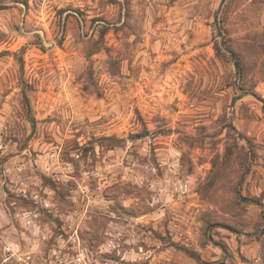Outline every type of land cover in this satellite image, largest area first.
I'll return each mask as SVG.
<instances>
[{
  "label": "rangeland",
  "instance_id": "374dc122",
  "mask_svg": "<svg viewBox=\"0 0 264 264\" xmlns=\"http://www.w3.org/2000/svg\"><path fill=\"white\" fill-rule=\"evenodd\" d=\"M0 264H264V0H0Z\"/></svg>",
  "mask_w": 264,
  "mask_h": 264
}]
</instances>
